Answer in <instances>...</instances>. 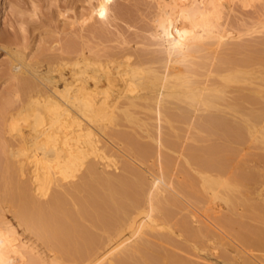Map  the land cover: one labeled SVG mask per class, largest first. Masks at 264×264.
I'll return each mask as SVG.
<instances>
[{
    "label": "bare ground",
    "instance_id": "6f19581e",
    "mask_svg": "<svg viewBox=\"0 0 264 264\" xmlns=\"http://www.w3.org/2000/svg\"><path fill=\"white\" fill-rule=\"evenodd\" d=\"M87 1L83 23L115 18V0ZM154 3L162 50H79L50 92L18 80L0 117V264H264V195L242 193L256 177L234 159L246 139L264 149V37L242 42L264 34V0Z\"/></svg>",
    "mask_w": 264,
    "mask_h": 264
},
{
    "label": "rangeland",
    "instance_id": "374dc122",
    "mask_svg": "<svg viewBox=\"0 0 264 264\" xmlns=\"http://www.w3.org/2000/svg\"><path fill=\"white\" fill-rule=\"evenodd\" d=\"M114 3L112 13L115 10V18L102 25L96 19L82 22L89 12L87 0H0V117L3 112L21 105L26 91L18 88L20 78L34 81L43 92H50L54 84L62 88L63 79L70 80L72 72L82 66L73 65L81 50L89 52L91 60L100 58L105 61L120 56L121 51L145 52L146 49L151 53L163 49L162 40L155 37L157 17L154 15V0H115ZM118 8L122 12L117 15ZM236 10L241 11L239 8ZM251 11L248 10L253 17ZM262 37L264 34L251 38L245 36L246 41L242 42L258 41ZM155 41L160 45L155 46ZM4 136L9 138L7 134ZM253 144L250 140H244L234 156L239 162V169L250 170L257 178L249 180L246 188H242V193L249 198L256 197L257 191L264 195V159H258L264 149L259 151ZM154 159L150 157L145 166ZM250 165L252 170L248 169ZM108 170L118 171L112 168ZM252 185H255L254 190ZM204 200H200L199 205L196 203V209L203 215L213 216L211 207L214 202Z\"/></svg>",
    "mask_w": 264,
    "mask_h": 264
}]
</instances>
